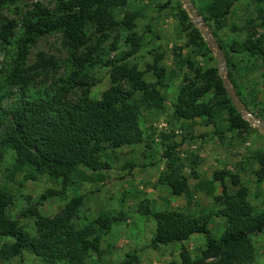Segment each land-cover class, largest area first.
Instances as JSON below:
<instances>
[{
  "label": "trees",
  "instance_id": "obj_1",
  "mask_svg": "<svg viewBox=\"0 0 264 264\" xmlns=\"http://www.w3.org/2000/svg\"><path fill=\"white\" fill-rule=\"evenodd\" d=\"M128 1L54 0L52 8L36 3L23 10L18 6L19 0H0V49L4 52L0 68V164L7 150H12L11 177L24 173V180L34 181L47 176L66 186L81 167L94 173L110 171L112 166L102 158L107 148L142 143V112H164L165 96L161 90L167 87V73L161 64L162 56L155 55L144 71L129 62L143 47V37L136 31V19L140 17L137 11H124L117 17ZM254 1L264 4V0ZM191 2L225 54L227 78L235 97L245 110L264 122V107L258 108L261 103L255 102L249 82L240 81L233 74V54L247 57V62H259L264 68V38L256 30L260 26L250 19L239 29L233 27L234 32L247 33L242 42L228 46L219 32L227 26L233 0ZM11 8L17 19L3 14ZM180 18L185 25L182 31L189 37L187 44L192 48L203 46L200 31L184 10H180ZM115 32L123 33L128 51L117 52L116 38L108 49L102 47ZM52 34H60L66 53L64 73L59 78L54 76L61 66L53 55L38 52L29 62L31 49ZM178 65L186 66L188 72L183 73L172 103L174 119L199 120L206 127L213 126L214 135L221 140L226 133L240 137L249 132L250 124L231 102L217 68H202L190 57ZM99 67L110 68V86L99 99H93L90 81ZM145 73H152L154 81H146ZM220 121L225 123L223 130L217 128ZM159 137L165 165L160 181L174 195H181L186 182L182 178L185 164L176 152L179 144L170 134ZM253 158L258 165L256 181L261 183L264 149L256 151ZM122 167L131 170L134 165L125 163ZM192 174L196 175L194 171ZM213 180L221 183V193L214 197L216 212L208 216L194 217L179 210L151 212L143 206L142 213L152 216L155 222L151 243H182L193 235H202L204 247L198 255L192 256L182 246L179 264H253L256 250L252 236L264 232V202L263 211L257 213L247 200V188L235 174L217 171ZM61 194L47 189L40 201ZM13 204L14 195L0 187V237L14 240L1 245L0 264L19 258L25 250L47 264H84L92 254H100L101 233L109 232L118 220L99 217L84 227H76L72 220L83 204V197L76 196L55 218L43 216L37 207L28 208L26 216L33 218L35 224V235H30L9 215ZM211 215L224 219L225 228L219 238L209 229Z\"/></svg>",
  "mask_w": 264,
  "mask_h": 264
},
{
  "label": "rangeland",
  "instance_id": "obj_2",
  "mask_svg": "<svg viewBox=\"0 0 264 264\" xmlns=\"http://www.w3.org/2000/svg\"><path fill=\"white\" fill-rule=\"evenodd\" d=\"M36 3L52 8L54 0H19L18 6L25 10ZM180 10H184L195 25L181 0H129L127 6L117 12L118 18L124 11L139 13L140 17L136 19V31L143 37V47L129 59V62L144 71L146 64L152 63L155 55H161V64L166 68L167 73V87L161 90L165 96L164 112H142L140 119L143 131L142 143L116 149L107 148L103 153V160L112 166L110 171L94 173L81 167L73 174L70 182L63 186L60 180H52L47 176L38 177L34 181L24 180V173H16L11 177L10 170L14 156L12 150H7L5 159L0 164V187L14 195V204L8 210L9 215L30 235H35V224L33 218L26 216L28 208L37 207L43 216L55 218L61 215L65 204L76 196L83 197V204L72 220L76 227H84L99 217L118 218L109 232L101 233L100 254H92L84 264H122L123 262V264L126 262L179 264L182 246L192 256L198 255L204 247L202 235H193L182 243L153 246L151 241L155 222L152 216L142 213V208L146 205L151 212L179 210L194 217L213 214L217 210L214 197L221 193V183L213 180V174L217 171H228L237 175L247 188L249 203L257 213L263 211L264 181L261 183L256 181L255 171L258 165L253 156L256 151L264 149V132L260 125L250 121L248 115H254L243 108L245 113L243 117L250 124L249 132L240 137L226 133L222 140L214 135L213 126L206 127L199 120L177 121L172 117V103L175 101L183 73L188 72L186 66L182 68L178 65L185 58L196 60L202 68L215 67L218 69V74L222 64L224 67L222 75L228 81L225 54L223 53L224 57L218 61L214 44H209L204 39L198 25L195 27L200 31L205 44L195 48L187 44L189 37L187 32L182 31L185 25L182 24ZM3 14L9 19L18 18L14 8L4 10ZM250 19L254 20L255 25L260 26L256 30L258 35L264 38V25H261L264 22V4L259 5L254 0H233L227 16V26L219 32L224 44L229 46L233 42H242L247 32L241 30L234 32L232 28L239 29ZM204 28L216 40L205 24ZM115 38L119 46L117 52L129 50L123 42L121 32L111 34L102 47L108 49ZM38 52L53 55L61 66L54 77L59 78L63 75L66 53L60 34H52L40 39L29 53L30 63L34 61ZM114 54L115 52L110 58ZM233 55V63L236 66L233 71L234 77L249 82L248 88L250 86V92L255 94V102L259 100L261 103L258 108L264 107V68L259 62H247V57ZM3 56L4 52L0 49V68ZM241 58L246 62L241 61ZM92 77L91 97L99 99L110 86V68L99 67L93 71ZM144 79L148 82L154 81L152 73H145ZM7 101L4 102L5 105ZM253 104L254 102L251 106L254 108ZM261 122L264 124L263 121ZM224 127V122H217L218 129L223 130ZM162 133L172 135L171 139L179 144L176 152L185 164L182 178L186 182L185 190L181 195H174L160 181V175L165 167L164 160L161 159L162 148L159 143V135ZM125 163L133 164L134 167L131 170L123 169ZM193 171L196 173L195 176L192 174ZM47 189L62 194L40 201V196ZM224 228L223 218L210 216L209 229L215 238L222 235ZM252 240L256 250V260L253 264H264V232L252 236ZM13 241L10 237H0V247L4 243ZM1 264L47 263L25 250L19 258Z\"/></svg>",
  "mask_w": 264,
  "mask_h": 264
},
{
  "label": "water",
  "instance_id": "obj_3",
  "mask_svg": "<svg viewBox=\"0 0 264 264\" xmlns=\"http://www.w3.org/2000/svg\"><path fill=\"white\" fill-rule=\"evenodd\" d=\"M185 6V9L187 10V12L189 13V15L191 16L193 22L195 23V25H198L200 28V31L202 32V35L204 37V39L209 43V44H214L215 49H216V57L218 59V61H220V59H222L224 57L222 49L220 48V46L218 45V43L216 42V40H214L209 34L208 32L205 30L204 28V23L202 18L198 15L197 11L195 10L193 4L189 1V0H181ZM223 69L224 67L222 66V64H220V70H219V75L220 78L222 79L224 88L231 100V102L233 103V105L236 107V109L238 110L239 113H241L242 115H245L244 113V109L241 106V104L239 103V101L237 100V98L235 97L232 88L230 86V84L228 83L227 79L224 78L223 74ZM250 121L260 125L262 131L264 132V124L256 119L254 116L252 115H248Z\"/></svg>",
  "mask_w": 264,
  "mask_h": 264
}]
</instances>
